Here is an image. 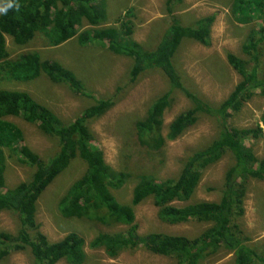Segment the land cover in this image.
<instances>
[{"label":"trees","instance_id":"trees-1","mask_svg":"<svg viewBox=\"0 0 264 264\" xmlns=\"http://www.w3.org/2000/svg\"><path fill=\"white\" fill-rule=\"evenodd\" d=\"M176 1L182 3L183 0ZM14 3L19 5L18 9L14 6L7 14H0V82L21 84L45 77L51 84L67 87L75 96L90 98L82 82L57 61L42 59L37 52L10 58L5 38L12 39L17 47H26L41 35L48 47H59L76 36L83 21L91 27L102 23L103 13L97 8V0H14ZM231 12L242 25L254 21L258 24L241 48L248 61L231 54L226 56L240 81L218 106H211L190 93L174 64L183 42L209 46L214 16L201 18L192 26H183L171 18V23L151 47L136 43L130 24L124 23L118 28L90 29L77 36L81 49H105L114 56L130 60L127 75L130 84L152 72H158L166 80L169 90L150 104L142 120L133 124L138 146L148 153H158L167 142L176 141L199 117L213 121L217 129L212 142L188 152L179 161L176 178L161 181L152 176L139 177L128 205L120 204L113 195L125 185L128 174L115 173L106 165L103 153L92 144L93 136L87 126L89 121L102 117L115 105L113 99L94 101V105L73 122L64 123L29 94L0 90V213H9L17 219L14 234L0 232V262L11 254L27 252L30 264L85 263V242L80 236L70 233L61 241L51 243L35 220L41 195L72 161L79 159L85 164V172L59 200V215L104 228L124 229L119 233H98L87 245L90 250H102L107 258L116 259L124 252L142 248L175 264H200L224 249L233 255V264H264V255L246 246L235 226L244 215L247 182L264 183V158H257L245 145L248 141L264 140V116L261 127L257 125L254 129H238L228 123L256 91L262 94L264 91V78L260 76V59L264 55V0H232ZM174 91L187 99L190 108L168 125L164 135L163 115L170 107ZM9 117H17L55 139L56 154L47 160L36 156L23 145L21 130L6 121ZM225 157H230L232 163L224 174L220 190L216 191L217 201L174 205L190 202L203 172ZM9 159L32 171L29 180L12 189L6 188L5 180ZM147 200L152 201L157 218L164 225L195 222L208 228L192 239L163 233L141 236L135 223V208Z\"/></svg>","mask_w":264,"mask_h":264},{"label":"rangeland","instance_id":"rangeland-1","mask_svg":"<svg viewBox=\"0 0 264 264\" xmlns=\"http://www.w3.org/2000/svg\"><path fill=\"white\" fill-rule=\"evenodd\" d=\"M232 0H97V8L102 11L103 21L97 27L85 21L77 29L76 36L63 45L51 48L38 35L26 47H17L6 37V48L10 58L27 52H37L42 59L57 61L73 72L82 82L90 98L75 96L63 85L51 84L45 77L30 83L0 82V90L24 92L35 101L49 108L64 123H71L82 112L94 105V101L111 98L115 105L102 117L89 121L88 129L93 136L92 144L103 153L104 162L115 173L128 174V180L119 191L113 192L115 199L128 205L132 190L141 176H152L156 180L177 177L179 161L188 152L200 150L212 142L217 134L213 121L199 117L197 123L174 142H167L158 153L147 152L138 146L133 124L142 120L150 104L169 90L166 80L158 72L140 77L130 84L127 77L131 61L112 55L105 49L80 48L77 36L90 29L119 27L121 23L131 26L132 39L141 45L151 47L162 32L177 19L183 26H192L201 18L214 16L210 32L209 46L185 41L177 51L174 64L179 71L184 87L202 98L211 106L221 104L240 81L238 74L228 65L226 56L231 54L245 61L241 48L258 21L242 25L233 18ZM264 50V46H263ZM260 76L264 78V55L260 59ZM170 107L163 115V134L168 125L190 108L187 99L177 91L171 94ZM264 116V91L255 96L235 114L229 125L238 129L261 127ZM6 121L18 127L23 135V145L43 160L58 151L57 141L43 135L35 126L17 117ZM264 133V130H263ZM245 145L252 149L257 158H264V140L248 141ZM230 157L203 172L199 185L190 202L174 204L182 207L196 202H215L216 191L223 184L224 174L231 165ZM85 164L75 159L44 191L36 204V223L40 232L49 242L61 241L70 233L80 236L84 242L86 261L84 264H175L173 260L154 256L142 248L135 252H124L116 259H109L102 250L88 248V243L98 233H119V227L104 228L84 220L64 219L58 213V202L70 186L85 172ZM31 170L18 165L13 159L7 162L5 173L6 188L12 189L30 178ZM244 200V215L235 222L244 244L264 255V183L248 181ZM135 223L138 233H163L189 239L199 236L207 225L189 222L178 226H167L159 222L157 210L152 201L147 200L135 208ZM17 229L15 216L0 213V232L14 234ZM27 252L14 253L0 264H30ZM58 264H66L63 261ZM200 264H233V255L221 249Z\"/></svg>","mask_w":264,"mask_h":264},{"label":"clouds","instance_id":"clouds-1","mask_svg":"<svg viewBox=\"0 0 264 264\" xmlns=\"http://www.w3.org/2000/svg\"><path fill=\"white\" fill-rule=\"evenodd\" d=\"M0 14H7L9 9H12L14 6L18 9L19 5L14 3V0H9V2L4 3L3 0H0Z\"/></svg>","mask_w":264,"mask_h":264}]
</instances>
